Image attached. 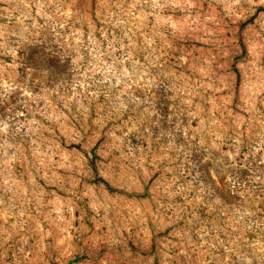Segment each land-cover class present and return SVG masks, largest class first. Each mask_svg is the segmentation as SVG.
<instances>
[{"label":"rangeland","instance_id":"374dc122","mask_svg":"<svg viewBox=\"0 0 264 264\" xmlns=\"http://www.w3.org/2000/svg\"><path fill=\"white\" fill-rule=\"evenodd\" d=\"M0 264H264V0H0Z\"/></svg>","mask_w":264,"mask_h":264}]
</instances>
